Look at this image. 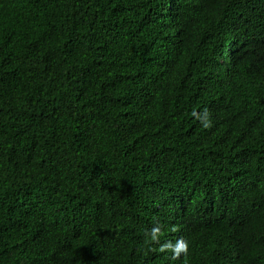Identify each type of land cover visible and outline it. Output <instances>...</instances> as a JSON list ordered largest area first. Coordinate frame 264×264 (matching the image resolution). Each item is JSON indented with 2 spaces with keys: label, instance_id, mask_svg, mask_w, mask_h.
<instances>
[{
  "label": "trees",
  "instance_id": "1",
  "mask_svg": "<svg viewBox=\"0 0 264 264\" xmlns=\"http://www.w3.org/2000/svg\"><path fill=\"white\" fill-rule=\"evenodd\" d=\"M0 264H264V0H0Z\"/></svg>",
  "mask_w": 264,
  "mask_h": 264
},
{
  "label": "clouds",
  "instance_id": "2",
  "mask_svg": "<svg viewBox=\"0 0 264 264\" xmlns=\"http://www.w3.org/2000/svg\"><path fill=\"white\" fill-rule=\"evenodd\" d=\"M193 114L195 115V113ZM208 126L209 125L207 124L205 125V127ZM160 234H161L160 227H154L153 229H151L152 240L157 241ZM159 250L161 252H164L165 250H171L174 254L173 255L174 259H179L181 254L183 253L186 259L189 248H188V243L183 238H180L179 240H177V242L174 245L171 242H169L167 244L162 245Z\"/></svg>",
  "mask_w": 264,
  "mask_h": 264
}]
</instances>
